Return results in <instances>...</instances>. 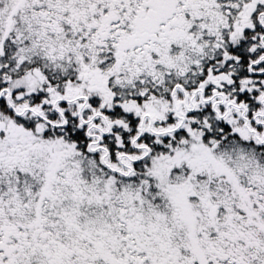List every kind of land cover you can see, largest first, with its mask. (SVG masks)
I'll return each instance as SVG.
<instances>
[{"label": "snow or ice", "instance_id": "obj_1", "mask_svg": "<svg viewBox=\"0 0 264 264\" xmlns=\"http://www.w3.org/2000/svg\"><path fill=\"white\" fill-rule=\"evenodd\" d=\"M0 264H264V0H0Z\"/></svg>", "mask_w": 264, "mask_h": 264}]
</instances>
